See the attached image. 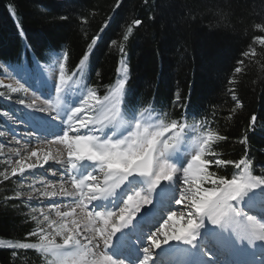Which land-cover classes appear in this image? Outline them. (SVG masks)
<instances>
[{
  "label": "snow or ice",
  "instance_id": "1",
  "mask_svg": "<svg viewBox=\"0 0 264 264\" xmlns=\"http://www.w3.org/2000/svg\"><path fill=\"white\" fill-rule=\"evenodd\" d=\"M141 23L136 19L133 26ZM108 26L106 21L100 33ZM132 32L129 26L127 33ZM100 33L92 38L71 75L65 73L67 53L54 54L55 59L43 68L44 57H25L27 65L0 62V75L15 77L17 84L0 81V87L11 93H28L33 88L46 97L42 101L46 107L38 106L36 100L17 101L31 110L20 121L29 128L24 144L30 145L35 138L63 146L59 155H43L44 163L53 160L60 165L52 169V176L60 179L58 189L41 180L43 190L17 191L9 198L27 195L28 202L35 197L48 200L49 211L39 213L43 221L31 217L39 227L28 235L37 236L38 242L5 247L14 250L13 256L16 249H34L47 264H264V172L254 175L247 151L239 161L219 158L214 145L228 137L206 128V121L189 123L195 114L182 104L179 93L173 103L184 108L180 120H169L164 106L158 107L155 100L138 108L126 87L129 69L123 46L116 84L104 95L98 86L89 87L84 73ZM255 39L264 44V38ZM123 40L128 41L129 35ZM250 54L255 50L242 55ZM243 63L237 61L241 66L234 68L235 73L243 71ZM56 65L58 82L55 78L49 82L45 73L55 71ZM233 83L230 79L229 84ZM229 91L235 108H242L235 89ZM0 97L10 99L3 91ZM256 122L254 115L251 128ZM8 134L15 138V129L9 128ZM5 135L0 131V137ZM15 154L21 156V151ZM30 156L37 157V162L15 160L13 175L19 172L23 177L26 169L38 167L47 172L36 151ZM229 164L237 169L231 177L212 170ZM0 176L9 179L5 173ZM36 211L33 207L32 212Z\"/></svg>",
  "mask_w": 264,
  "mask_h": 264
},
{
  "label": "trees",
  "instance_id": "2",
  "mask_svg": "<svg viewBox=\"0 0 264 264\" xmlns=\"http://www.w3.org/2000/svg\"><path fill=\"white\" fill-rule=\"evenodd\" d=\"M136 19L142 22L139 26H133ZM106 21L109 26L100 33ZM257 25L264 26V0H120L119 4L117 0H0V62L27 65L25 57H44L41 63L49 64L50 54L61 51L68 54L65 73L71 75L100 33L84 73L89 87L98 86L104 95L116 83L123 46L129 69L126 87L138 108L155 100L158 107L164 106L169 120H180L184 108L173 103L179 93L182 104L195 114L189 123L206 121V128L228 137L214 145L219 158L239 161L247 151L254 175H260L264 172V44L255 38H264V27ZM125 34L128 41L123 40ZM251 49L254 55H242ZM240 60L243 71L235 73ZM230 88L242 108H235ZM4 105L2 101L0 109ZM254 115L255 129L251 128ZM245 138L246 143H241ZM212 170L228 177L237 171L233 164ZM10 192L0 176V264H47L34 249H16L13 256L14 250L5 247L37 243L28 235L31 222L19 201L9 199Z\"/></svg>",
  "mask_w": 264,
  "mask_h": 264
},
{
  "label": "rangeland",
  "instance_id": "3",
  "mask_svg": "<svg viewBox=\"0 0 264 264\" xmlns=\"http://www.w3.org/2000/svg\"><path fill=\"white\" fill-rule=\"evenodd\" d=\"M59 54L61 57L63 56L62 53H55ZM55 59V55L52 54L50 58V63L52 60ZM24 65V64H21ZM45 66V65H42ZM3 72V69L0 68V73ZM55 72V73H54ZM52 74V79H56L58 82L59 78V67L56 65L55 71L50 72ZM0 81H3L5 84H12V86H17L16 84V78L15 77H8L5 78V76L0 75ZM0 91H3L5 93V96L10 97V99H6L5 97H0V104H6L4 105V109H0V131H5L6 135L4 137H0V167L3 168V173L7 174L9 176V179H7V183L9 185L10 189V195L11 197H15V194L17 191H22L25 194L32 192L33 188H40L43 190V185L40 184L41 180H44L46 183L50 184V182L56 181V177H53L52 175H49V172H52V169L55 168L54 166L50 167V165H44L43 161V155L47 154V150L43 152L42 156H39L37 153V156L40 157L39 163L44 165L45 169H48L47 172H44L43 169L37 168L35 170H29L26 169L24 176L22 177L19 172H17L15 175L12 174L11 169L15 166V160L22 159V162L24 164L37 162V157L30 156V151H32V148H29L27 151H23L21 149L20 144L18 145L16 143V139H21V143L23 142V138L26 137L27 132L29 131V128L26 124L21 123L20 121L25 119V113L31 111L30 109H26L23 105H20L17 103L19 99H24L25 103H31L33 100H36V103L38 106L46 107V105L40 104L46 97L40 96L39 92H36L33 88H29L28 93L24 92H18V93H11L9 89L0 87ZM55 94L54 88H53V95ZM38 96H40V99H36ZM37 115H43V113H37ZM12 128L15 129L16 137L14 138L12 135L8 134V129ZM32 140V143L27 146H34L35 144H39V141ZM51 138H49V141ZM35 142V144H33ZM50 145L52 148L59 147L61 150L63 148L62 145L56 144L54 142H44ZM19 149L21 151V156H17L15 154V151ZM53 151V150H52ZM29 157V159H23V157ZM50 156H52V153H50ZM42 157V158H41ZM35 172V175H29V172ZM52 174V173H50ZM31 186V187H30ZM58 189V187H56ZM15 199V198H14ZM16 202L22 207L24 210V215L27 217V219L32 224V232L34 230H37L39 225L36 221L32 220V216L36 215L39 217L40 221H43V217L39 215L40 211H44L47 213L49 211L47 207L48 200L44 197H35L31 202H28L27 195L15 199ZM43 205V207H42ZM35 207L37 209L36 213L32 212V208ZM180 206H175L174 208H178ZM53 218H55V213L53 212ZM176 219V218H174ZM178 219V218H177ZM34 239L36 242H38V237L34 236ZM59 239V238H57Z\"/></svg>",
  "mask_w": 264,
  "mask_h": 264
},
{
  "label": "bare ground",
  "instance_id": "4",
  "mask_svg": "<svg viewBox=\"0 0 264 264\" xmlns=\"http://www.w3.org/2000/svg\"><path fill=\"white\" fill-rule=\"evenodd\" d=\"M42 68H43V66H42ZM52 77L53 76H52V74L50 72H46L45 73V79L48 80L49 82H52V80H53ZM40 104H42V102H40ZM33 139H35V138H33ZM34 141H37V140L35 139ZM33 144H35V142ZM20 146H21V149L23 151H27L29 148H32V151H36L39 154V156H42L43 152H45V150H47V155H49V156H50V153H52V156L53 155H59V152L61 151V149L59 147H56V148L53 147L52 148L47 143L40 142V141H39V144H35L34 146H27L24 143H20ZM32 151H30V153ZM44 165H50L52 167L54 166L55 168L60 167V165L56 164L55 161H53V160H49L47 163H44ZM50 173H52V172H49L48 174L52 175ZM59 183H60V179H59L58 176L56 177V181L50 182V184H54L58 188H59Z\"/></svg>",
  "mask_w": 264,
  "mask_h": 264
}]
</instances>
